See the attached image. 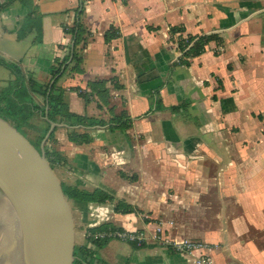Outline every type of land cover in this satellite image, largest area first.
I'll use <instances>...</instances> for the list:
<instances>
[{
	"label": "crops",
	"instance_id": "crops-1",
	"mask_svg": "<svg viewBox=\"0 0 264 264\" xmlns=\"http://www.w3.org/2000/svg\"><path fill=\"white\" fill-rule=\"evenodd\" d=\"M209 33L221 41L176 61L180 40ZM0 57L23 73L16 83L0 63V92L57 79L69 111L104 121L52 120L23 93L36 137L56 123L44 147L60 153V179L86 193L71 199L77 264H196L164 245L88 234L152 224L203 241L212 264H264V0H0ZM70 129L89 138L72 141ZM214 189L212 223L186 224L212 207Z\"/></svg>",
	"mask_w": 264,
	"mask_h": 264
},
{
	"label": "water",
	"instance_id": "water-1",
	"mask_svg": "<svg viewBox=\"0 0 264 264\" xmlns=\"http://www.w3.org/2000/svg\"><path fill=\"white\" fill-rule=\"evenodd\" d=\"M0 116V264H76L71 199L44 142Z\"/></svg>",
	"mask_w": 264,
	"mask_h": 264
},
{
	"label": "trees",
	"instance_id": "trees-1",
	"mask_svg": "<svg viewBox=\"0 0 264 264\" xmlns=\"http://www.w3.org/2000/svg\"><path fill=\"white\" fill-rule=\"evenodd\" d=\"M76 13H77L78 18H80L81 15H83L84 13L83 2H81L80 6L76 9ZM76 25L78 26V30H76V26H74L69 31H71L74 34L76 38L75 42L79 43L81 36L84 33L85 29L80 21L78 22L76 21ZM115 35H116L115 33L107 31L105 34V40L109 41ZM186 39L180 40L179 45H178L179 49L185 50L184 52L185 56H184V59L182 60L183 63H189V59L191 57L202 53L205 50V46L208 41H211V40H216L218 42L221 41V38L219 37L217 33L189 36ZM74 59L76 60V63H77L75 65L76 70L81 71L82 70V68L80 67L81 57L77 58V53H76V55L74 56ZM0 63L7 65L16 74L17 81L15 82L20 84L19 81H21L22 75H23L22 70L16 64L6 61L5 59L1 57H0ZM59 71H60V68H57L55 72L59 73ZM56 81L57 79L54 81L51 88L49 89V86L38 87L36 83L33 81V79L29 77L27 81L28 88L24 87L25 89L17 91L14 89L15 87L14 85L6 89H3L0 92V116L6 119L8 118V120H10L20 131H22L25 134L27 133V128L37 130V128L39 127L37 126V124L31 121V117L33 115L32 106L25 103L26 97L23 95V93L25 92V94L37 93L41 97L43 103L48 106L47 114L49 115V118L52 120L56 121L58 119V116H60L61 120L71 125H74V124L92 125V124H103L104 123V121L101 119L89 118L87 116H82V115L69 111L67 105L63 102L64 101L63 99L64 90L63 88H59L56 86ZM93 84L94 83L92 82V85ZM92 90H95L94 87ZM81 94L86 100L88 99L87 94H84L82 92ZM33 107H37V105L33 104ZM177 108L178 106L172 107V109H177ZM43 113H45L44 109H43ZM125 127H127V125L124 124L123 128ZM49 128H50V124L47 123L46 127H44L41 130V133L36 137L37 139V143H35L36 146L38 147L40 146ZM70 132H71L70 139L72 141L87 140L89 138V136H86L85 134L76 133L74 129H70ZM53 135H54V132H51V134L48 137L47 142L51 140ZM45 149H46V152L50 160L55 165L56 159L59 158L60 153L55 149H50L47 143H46ZM63 186H64V190L67 196L69 197V199L76 198V197H80V198L86 197L85 196L86 193L79 194L77 193L75 188L67 186L66 184H64ZM98 243L101 244V242H98ZM90 255L92 257L93 252ZM77 256L78 257H77L76 264L79 262V259H81L79 256V251H77Z\"/></svg>",
	"mask_w": 264,
	"mask_h": 264
},
{
	"label": "built area",
	"instance_id": "built-area-1",
	"mask_svg": "<svg viewBox=\"0 0 264 264\" xmlns=\"http://www.w3.org/2000/svg\"><path fill=\"white\" fill-rule=\"evenodd\" d=\"M178 51L176 61L181 63L185 56V50L178 49ZM88 234L94 239L117 237L133 242L138 246L160 244L173 248L179 254L190 256L196 264H212V258L208 253L209 247L206 243L193 238L173 236L171 232H167V229L156 224L128 230L107 228L95 232L90 231Z\"/></svg>",
	"mask_w": 264,
	"mask_h": 264
},
{
	"label": "rangeland",
	"instance_id": "rangeland-1",
	"mask_svg": "<svg viewBox=\"0 0 264 264\" xmlns=\"http://www.w3.org/2000/svg\"><path fill=\"white\" fill-rule=\"evenodd\" d=\"M36 123H38V121H36ZM36 133L37 131L31 128H27V133L26 135L28 136V138L33 141L34 143H37V139H36ZM209 200L207 201V203L209 205H211L212 207L208 210V211H204L203 215H199V216H184L185 223L186 224H190L193 226H199L200 223H212V221L214 220V215L215 212L217 211V209H219L220 205L222 204V202L218 199V192L214 189V192H212L209 195ZM227 204H229L230 206H232V208H234V211L237 213L239 212L240 208L236 203L234 202H226ZM176 219V218H175ZM180 222V220H176V222Z\"/></svg>",
	"mask_w": 264,
	"mask_h": 264
}]
</instances>
